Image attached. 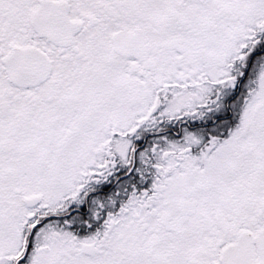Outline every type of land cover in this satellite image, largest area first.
<instances>
[{"label": "snow or ice", "instance_id": "snow-or-ice-1", "mask_svg": "<svg viewBox=\"0 0 264 264\" xmlns=\"http://www.w3.org/2000/svg\"><path fill=\"white\" fill-rule=\"evenodd\" d=\"M0 264H264V0H0Z\"/></svg>", "mask_w": 264, "mask_h": 264}]
</instances>
